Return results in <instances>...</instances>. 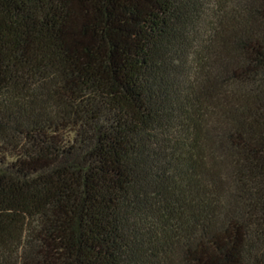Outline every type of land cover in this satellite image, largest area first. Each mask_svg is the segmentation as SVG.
Instances as JSON below:
<instances>
[{"label":"trees","instance_id":"16d2710c","mask_svg":"<svg viewBox=\"0 0 264 264\" xmlns=\"http://www.w3.org/2000/svg\"><path fill=\"white\" fill-rule=\"evenodd\" d=\"M0 264H264V0H0Z\"/></svg>","mask_w":264,"mask_h":264}]
</instances>
